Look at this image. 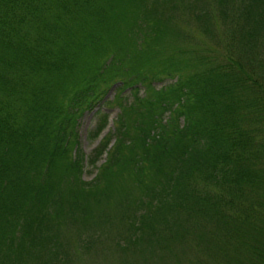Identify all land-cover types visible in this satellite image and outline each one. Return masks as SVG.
I'll return each mask as SVG.
<instances>
[{"label":"trees","instance_id":"16d2710c","mask_svg":"<svg viewBox=\"0 0 264 264\" xmlns=\"http://www.w3.org/2000/svg\"><path fill=\"white\" fill-rule=\"evenodd\" d=\"M100 203L159 261L264 264V0H0V264Z\"/></svg>","mask_w":264,"mask_h":264},{"label":"rangeland","instance_id":"374dc122","mask_svg":"<svg viewBox=\"0 0 264 264\" xmlns=\"http://www.w3.org/2000/svg\"><path fill=\"white\" fill-rule=\"evenodd\" d=\"M192 40H194V38ZM176 55L179 56L180 53ZM187 56H189V54L184 53L183 57L187 58ZM193 60H195L193 57L190 58L191 64ZM167 81H170V79L155 80L154 84L160 86ZM113 95L114 90L111 86L105 93L104 99H111ZM104 108L110 112V118L114 117L118 110L116 105H110V107L106 105ZM94 122V115L90 110H86L80 117L81 142L87 153L98 143L100 138L98 137L94 141H89L85 136L86 129L91 127ZM105 130H107V127ZM104 155L105 153L103 156ZM102 159L103 157L101 160ZM88 168L87 166L83 171V177L87 180L91 179L96 172V169L88 170ZM98 205L99 206L94 208L93 213L96 214L93 215L91 218L92 220L89 219L91 220L90 222L77 221L79 225L75 222L68 225L64 224L65 227L60 230L58 238L66 241V243L70 245L69 255H67V257H70L64 261L63 264H176V256L172 254L166 255L165 262L159 261L156 256L151 258V255L148 256L146 253L142 254L137 250L144 245L142 243H134L130 247L117 244L115 238L125 233L124 231L119 232V230L123 229L118 222L119 217L117 215H120V213L117 209V211L110 216L109 222L100 221L102 214L106 213L109 215L110 211L109 204L100 203ZM99 209H103V211L100 210V213ZM97 236L98 238H95ZM77 238L78 241H76ZM156 253H158V250H156Z\"/></svg>","mask_w":264,"mask_h":264}]
</instances>
